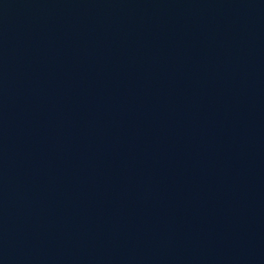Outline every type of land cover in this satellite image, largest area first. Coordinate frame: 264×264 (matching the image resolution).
<instances>
[{"label": "water", "instance_id": "obj_1", "mask_svg": "<svg viewBox=\"0 0 264 264\" xmlns=\"http://www.w3.org/2000/svg\"><path fill=\"white\" fill-rule=\"evenodd\" d=\"M0 264H264V0H0Z\"/></svg>", "mask_w": 264, "mask_h": 264}]
</instances>
